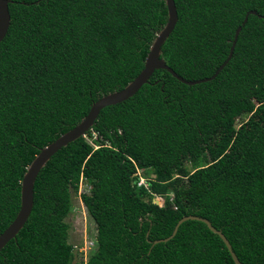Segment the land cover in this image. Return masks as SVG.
<instances>
[{"label":"trees","instance_id":"trees-1","mask_svg":"<svg viewBox=\"0 0 264 264\" xmlns=\"http://www.w3.org/2000/svg\"><path fill=\"white\" fill-rule=\"evenodd\" d=\"M0 42V233L19 208V183L40 149L92 103L142 69L166 22L164 0H7ZM176 22L155 70L130 98L101 109L82 137L38 172L29 216L0 264H71V195L94 224L84 264H264V0H173ZM248 15L244 24V15ZM263 17V18H262ZM245 114L246 121L235 128ZM106 145V146H105ZM187 165L193 167L191 171ZM149 179L136 186L135 170ZM148 191V192H147ZM152 195L163 200L152 203ZM171 195V199L169 198Z\"/></svg>","mask_w":264,"mask_h":264},{"label":"water","instance_id":"water-1","mask_svg":"<svg viewBox=\"0 0 264 264\" xmlns=\"http://www.w3.org/2000/svg\"><path fill=\"white\" fill-rule=\"evenodd\" d=\"M7 4V0H0V42L4 38L9 24ZM164 6L166 8V22L151 41L143 62L142 69L138 75L129 83H127L122 89L106 94L92 103L86 115L72 129L61 134L53 142L40 149L27 165L19 183V208L12 222L0 233V250L15 237L29 216L32 207L33 183L38 172L43 168L49 158L60 148L80 138L92 126L98 115V112L101 109L119 104L130 98L142 85L148 81L149 77L155 70L166 71L181 84L193 86L214 79L217 73L228 62L231 57L240 27L235 29L227 56L225 60L218 66L212 76L195 81H185L178 77L165 65L164 61L159 58L160 47L173 30L176 22V12L173 0H164ZM248 15H255V13L253 11L247 12L243 17L241 24L245 23ZM185 221H197L203 223L211 233L218 236V238L222 241L233 264H241L231 251V248L223 235L219 231L213 229L207 220L194 216H185L180 218L174 225L171 234L167 238L156 240L153 242V244L170 240L175 235L178 226Z\"/></svg>","mask_w":264,"mask_h":264},{"label":"rangeland","instance_id":"rangeland-1","mask_svg":"<svg viewBox=\"0 0 264 264\" xmlns=\"http://www.w3.org/2000/svg\"><path fill=\"white\" fill-rule=\"evenodd\" d=\"M247 119L245 114L241 115L235 122V128H238ZM189 171L193 169L192 166H186ZM140 176L147 179L143 172ZM82 191L79 189L74 195H71L70 203L71 209L65 219V223L69 226L68 242L72 247L73 260L71 264H84L87 257L94 250V224L86 213L84 206L81 203L79 194ZM153 200V199H152Z\"/></svg>","mask_w":264,"mask_h":264},{"label":"built area","instance_id":"built-area-1","mask_svg":"<svg viewBox=\"0 0 264 264\" xmlns=\"http://www.w3.org/2000/svg\"><path fill=\"white\" fill-rule=\"evenodd\" d=\"M90 136H91V139L86 134H83L81 137L84 139L85 143H87L92 148V150H95V149H97L99 147V145H97L94 142H92V140H94L96 138V135H95L94 132H91ZM132 176H134L136 178V186L137 187H141V188L147 190V182L149 181L148 179L142 178L140 176V172L138 170H135V173ZM79 189L81 191H83L81 185L79 186ZM169 198L171 199V195H169ZM152 199H153L152 200L153 204H155L158 207L162 206V204H163L162 198H160L157 195H152Z\"/></svg>","mask_w":264,"mask_h":264},{"label":"clouds","instance_id":"clouds-1","mask_svg":"<svg viewBox=\"0 0 264 264\" xmlns=\"http://www.w3.org/2000/svg\"><path fill=\"white\" fill-rule=\"evenodd\" d=\"M138 170V169H137ZM149 180V179H148Z\"/></svg>","mask_w":264,"mask_h":264}]
</instances>
